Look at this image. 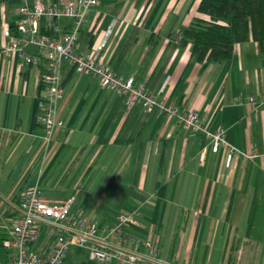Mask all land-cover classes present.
Masks as SVG:
<instances>
[{
	"label": "crops",
	"instance_id": "crops-1",
	"mask_svg": "<svg viewBox=\"0 0 264 264\" xmlns=\"http://www.w3.org/2000/svg\"><path fill=\"white\" fill-rule=\"evenodd\" d=\"M201 1L100 0L77 50L91 55L106 39L101 56L118 76L133 77L160 101L205 118L210 133L225 129L240 158L224 146L213 152L209 136L184 129L172 116L147 114L141 105L129 110L122 96L69 64L58 105L62 125L46 147L39 120L44 67L24 65L3 51L10 35H17L19 9L34 0H0L1 238L23 190L38 187L51 202L74 198L72 211L100 226L138 213L146 226L126 232L144 242L152 225L162 250L153 260L143 244H130L143 264H264V54L251 38L236 44L233 57L222 63L192 57V44L176 36L197 19L210 21L199 11ZM46 25L42 21V32L55 35ZM72 25L65 18L54 23L63 32ZM28 51L37 54L34 47ZM241 97L259 103L232 102ZM64 264L104 263L73 247Z\"/></svg>",
	"mask_w": 264,
	"mask_h": 264
},
{
	"label": "built area",
	"instance_id": "built-area-1",
	"mask_svg": "<svg viewBox=\"0 0 264 264\" xmlns=\"http://www.w3.org/2000/svg\"><path fill=\"white\" fill-rule=\"evenodd\" d=\"M99 5L100 0H70L63 5H47L44 0H34L32 5L25 4L18 12L17 35H10L3 50L8 56L19 57L24 65L44 67L41 83L45 94L39 120L44 128L46 147L51 146L56 128L62 125L58 121V105L64 95L62 72L69 64L77 74L91 76L101 87L122 96L129 110L141 105L147 114L158 110L172 116L184 129L209 136L213 152L224 146L231 156L240 158L241 152L228 143L225 129L210 133L205 118L160 101L156 93L136 85L133 77L118 76L101 56L106 39L94 46L91 55L78 52L77 44L88 14ZM64 18L73 21L70 31L63 32L60 27H54L55 20ZM44 20L55 35L42 32ZM176 40L181 42L183 34H178ZM30 47L36 48L37 54L29 53ZM232 102L257 106L264 102V97L259 102L256 97L236 98ZM206 154L204 150L201 162L205 161ZM74 200L51 202L43 197L38 187L24 189L18 207L13 209L14 217L6 219L4 226L6 237L2 247L8 251V264H64L73 247L89 250L90 259L99 263L143 264L144 257L131 250L130 244L136 247L143 244L153 260L160 258L162 250L151 236L152 225L144 242L126 232L127 228L146 226L138 213H122L111 226H100L82 212L74 213ZM112 240L116 242L112 243Z\"/></svg>",
	"mask_w": 264,
	"mask_h": 264
},
{
	"label": "trees",
	"instance_id": "trees-1",
	"mask_svg": "<svg viewBox=\"0 0 264 264\" xmlns=\"http://www.w3.org/2000/svg\"><path fill=\"white\" fill-rule=\"evenodd\" d=\"M199 11L210 21L197 19L182 33V43L192 44V57L198 62L228 61L235 45L251 38L264 54V0H202ZM4 239L0 237L1 246Z\"/></svg>",
	"mask_w": 264,
	"mask_h": 264
},
{
	"label": "rangeland",
	"instance_id": "rangeland-1",
	"mask_svg": "<svg viewBox=\"0 0 264 264\" xmlns=\"http://www.w3.org/2000/svg\"><path fill=\"white\" fill-rule=\"evenodd\" d=\"M0 264H8V252L0 247Z\"/></svg>",
	"mask_w": 264,
	"mask_h": 264
}]
</instances>
